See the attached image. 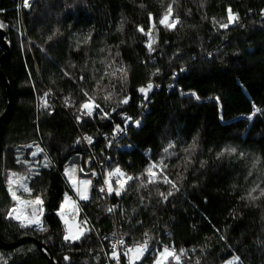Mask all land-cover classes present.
I'll use <instances>...</instances> for the list:
<instances>
[{
	"label": "trees",
	"instance_id": "obj_1",
	"mask_svg": "<svg viewBox=\"0 0 264 264\" xmlns=\"http://www.w3.org/2000/svg\"><path fill=\"white\" fill-rule=\"evenodd\" d=\"M15 6L16 0H0L11 47L0 68L13 93L0 134V239L33 238L44 251L33 242L0 246V264H50L49 252L57 264H105L112 223L97 185L80 203L92 225L80 242L63 239L57 212L64 193L72 196L65 167L80 165L78 178L94 168L81 134L91 137L99 156L100 133L123 126L125 116L139 118L141 129L116 143L107 165V173L119 167L133 177L120 196L112 193L125 239L195 251L179 264H224L233 256L240 264H264V197L247 198L255 184L264 188V0H35L24 14V47ZM229 8L238 19L221 28ZM166 13L176 21L171 28L159 23ZM149 83L160 88L140 116L139 89ZM84 92L99 108L77 123L80 104L89 101ZM6 109L0 78V118ZM194 136L197 147L186 153ZM29 144L51 158L36 174ZM226 148L237 151L218 156ZM255 157L261 163L249 176ZM149 164L161 167L152 181ZM11 173L26 175L31 196L43 200L46 230L7 219ZM152 253L137 264H151Z\"/></svg>",
	"mask_w": 264,
	"mask_h": 264
},
{
	"label": "snow or ice",
	"instance_id": "obj_2",
	"mask_svg": "<svg viewBox=\"0 0 264 264\" xmlns=\"http://www.w3.org/2000/svg\"><path fill=\"white\" fill-rule=\"evenodd\" d=\"M28 6V0H25V7ZM141 7H143L141 5ZM172 11V6L169 5L168 6V13H170ZM151 15V14H150ZM167 15V13L165 14ZM178 19V18H177ZM238 19V16H236L235 14H233L231 12V9L229 8L228 10V17H227V21L224 23H220V27L221 28H227L230 24L234 23V21ZM160 24L164 25L167 28H171L173 26V24L176 23L175 20H173L172 24H166L165 19H161L159 21ZM2 26V25H0ZM120 30V29H118ZM149 31H151V29H149ZM145 35H147V33H145ZM52 37H48V39H51ZM149 50H153L151 48V46L149 45ZM121 72H123L124 76L127 75L126 71H124L123 68L119 69ZM114 74V73H113ZM153 88V85L151 83H149L146 88L145 87H141L139 89V91L141 93H146L147 91L151 90ZM48 93H44V96H47ZM84 95L86 97H88V93L84 92ZM111 94H109L110 96ZM109 96L104 97L105 100H107L109 98ZM198 99V97H197ZM89 102H85L80 104V109H87V112L85 113L88 116H92L93 114V105L91 103V101L94 100V97H88ZM122 103H127L128 100L127 98H124L123 101H121ZM47 101L43 102V107H47ZM96 108H99V105H95ZM254 107V113L256 111H259V109H256L255 106ZM103 111V110H101ZM113 111H115V109H113ZM104 115H107V113H104ZM77 121L80 120V116H77ZM126 119H131V117H127ZM137 125L139 124V121L135 122ZM115 130L116 131H120V126L116 125L115 126ZM84 139L88 140L89 143H91V137H85ZM79 142V141H77ZM26 147H33L32 144L27 145ZM36 147V151L32 152L31 155L33 157L37 156L38 153H41L44 151V149H42L39 145H35ZM169 147H172L171 144H169ZM197 147V138L194 136L192 143L189 144L187 146V148L183 149V151H185L186 153H191L194 152L195 149ZM165 152H167V148L164 150ZM236 149L235 148H226L224 150V152L222 153H218V156L224 155V153H228L229 155L235 154L236 153ZM241 158L244 157V153H240L239 154ZM47 156H45V160H47ZM17 162L19 163V159L17 160ZM25 163H28L27 161H25ZM162 163V161H161ZM261 163V159L260 157H255L252 162H251V169L248 172V175L251 176L253 174V169H257L258 165ZM45 167H48V164L44 165ZM154 167V164H149L148 168L145 169V171L148 173V178L149 181H152V176L153 173L151 171V169ZM81 172H83V169H80ZM69 183L71 184L72 189L75 191V195L80 199V200H87L88 199V192H89V187L92 184V181L90 179H79L77 174H76V166H73L71 169H69L67 166L64 169V173H63ZM92 175H95V172L92 173ZM115 176V185L116 187H113V182L111 181V178ZM133 177L131 176H127L119 167H116L114 169H112L111 171H109L106 174L105 180H104V184L107 185V194H111V193H115L116 196H120L121 195V191L125 189V182L126 180H132ZM164 183H169L172 184L171 181H169L167 179V177H164L163 179ZM13 184L16 185L17 190H23V192H27L30 193L31 189L27 186V176L26 175H20L18 173H11L8 177V191L12 196V200L15 202V207L8 212V216L21 221L20 223V227H28L30 224H36V225H40L41 221H40V216L43 214V204L42 201L40 199L39 196H37L35 199H21L20 196L17 195L16 192L13 191ZM172 188L175 189V184H172ZM257 189H259V195L258 196H253L252 193L256 192ZM101 192H104L105 189L101 188L100 189ZM171 191L168 192V195H171ZM160 195H164L163 193H161ZM260 197H264V188H261L258 184H255L251 189H249L248 191V197L251 200H256ZM164 198L166 199L167 197L164 196ZM246 197H241V199H245ZM66 205L69 207V211H58L57 215H59L60 219L64 221L65 224V235L63 237V239L65 241H75V240H79L80 237L84 234L85 229H83L81 227V223L86 224L87 220L85 219L84 221H82L81 223H77L75 217L78 213V206L75 200H73V198L71 196H69V194L67 192L64 193V198L63 201L60 203L59 208L61 210H64ZM113 209L109 208L108 211L111 212ZM40 230H46L43 227H41ZM115 236V234H113ZM145 236H147V233H145ZM117 244L119 245H125V241L123 238H119L117 239L115 244H112V248L114 249V251L112 252V257L113 258H117V252L115 251ZM147 246H148V239H144L143 243L137 242V241H133L132 246L128 247L125 246V251L123 253V255L125 257H127L129 264H135V262L137 260H139L141 258V256L143 255V253L145 251H147ZM183 249H181V253H183ZM157 255H158V259L156 260L155 264H166L167 261H169V258H172L173 260L176 261V264H179L180 261V257L175 255L174 251H170L168 246H163V250L160 251L159 249L157 250ZM65 259L67 260L68 257H65ZM117 264H119V260L117 259ZM224 264H240V259L238 256H233L231 259L227 260L224 262Z\"/></svg>",
	"mask_w": 264,
	"mask_h": 264
},
{
	"label": "built area",
	"instance_id": "obj_3",
	"mask_svg": "<svg viewBox=\"0 0 264 264\" xmlns=\"http://www.w3.org/2000/svg\"><path fill=\"white\" fill-rule=\"evenodd\" d=\"M21 6V11H24V9H26L27 7H25V3H23L22 0L19 1V7ZM183 71L185 72L186 69H183ZM174 77L177 78L178 73L177 71H173ZM158 75V72H157ZM153 88L149 91H147L146 96L145 93H141L140 92V96L142 98L141 102L139 103V114L140 116H143L145 114L146 111H148V107H147V102L149 101L150 95L154 92V91H158L160 88V85L158 83H153ZM146 88V87H145ZM50 93V92H49ZM71 106L70 102H68L65 106V109L68 110V107ZM87 112V109H80L79 108V115L80 116V120L77 121V118H75V121L77 123L81 122V118L82 117H88L90 119H93L94 116L96 115V110H93V114L92 116H88L85 113ZM76 116V117H77ZM129 116H125L124 117V123L123 126L120 127V131H116L115 128L109 132V133H100V136L102 138V140L104 141V149H102L100 151L99 156H97L95 149L93 148L94 146V141L91 139V143L88 142V140L84 139L85 137H89L86 134H81V138L83 139L86 148L88 150V152L91 154V160L93 163V171L89 174H86L84 176H80L79 179H90L92 181V185H97L98 187V193L100 194L102 200L104 201L106 210L108 215L111 217V231L110 234L108 236V250H107V255H106V262L105 264H117V259L119 260V264H129V261L127 259V257H125L123 255L124 251H125V246L131 247L132 243H129L125 237L123 236L122 233V228L121 225L119 224V222L117 221L115 215H116V211H117V206L112 202V193L111 194H107V185L104 184V180L107 174V165L110 162V152L113 149V147L116 145V143L122 138L124 137L127 132L130 129L135 130L136 132H138L141 129V122L139 118H132L131 119H126ZM139 121V124L137 125L135 122ZM79 171H80V165H78ZM121 169V168H120ZM122 170V169H121ZM127 176L128 173L125 172L124 170H122ZM95 172V175H92V173ZM115 179L116 177L113 176L111 178V181L113 182V184H115ZM154 174L152 176V180H154ZM128 180H126L127 182ZM91 186L89 187V192H88V196L90 195L91 192ZM104 188L105 191L101 192L100 189ZM68 189L71 192V195L74 197L73 200L76 201L77 206H78V213L76 215V221L77 223L80 222L81 217H83L84 213L83 210H81V201L76 195H75V191L72 189L71 185H68ZM109 208H112L113 210L111 212L108 211ZM68 211V210H67ZM59 217V215H58ZM60 218V217H59ZM61 220V219H60ZM62 221V220H61ZM41 226H42V221H41ZM115 234V236L113 235ZM119 238H123L125 241V245H119L117 244V247L115 249V251L117 252V258H113L112 257V252L114 251V249L112 248V244H115L117 239ZM143 243V242H141ZM159 248V245H155L154 244H149L147 246V250H157ZM170 251H174L175 255L180 257V261L179 263H182L186 260V258L191 255L194 254V250H186L183 249V253H181L180 251L175 250L172 247H169Z\"/></svg>",
	"mask_w": 264,
	"mask_h": 264
},
{
	"label": "rangeland",
	"instance_id": "obj_4",
	"mask_svg": "<svg viewBox=\"0 0 264 264\" xmlns=\"http://www.w3.org/2000/svg\"><path fill=\"white\" fill-rule=\"evenodd\" d=\"M19 1H20V0H16V6H15V9L17 10V13H18V23H17V29H16V30H17V33H18L19 40L21 41V46L24 47L25 44H26L25 42H26V41L28 42V35H27V31H26L25 24H24V14H25L26 11H29V10L31 9V6L34 4L35 0H28V6H27L26 9H24V11H21V9H20L21 6L19 7ZM22 1H23V3H25V0H22ZM162 19H165L166 24H172V22H173V21L170 20V14L164 16ZM233 24H234V23H232V24H230V25H233ZM163 26H164V25H163ZM173 26H174V24H173ZM27 44H28V43H27ZM139 92H140V91H139ZM42 101L44 102L45 100H42ZM43 102H41L42 105H43ZM87 102H89V101H87ZM91 103H92V105H93V109H94V110H96V109L98 110V108L95 107V105H97V104H96L94 101H91ZM29 145H30V144H29ZM35 145H36V144H35ZM35 145H33V147H31V148L27 147L29 150H31V153L34 152V151H36V147H35ZM41 148H43V147H41ZM40 155H43V157H41V160H40V162H39L38 160H36V158H37V156H40ZM37 156L33 157V156L31 155V158H32V160L34 161V164H32V165L29 163L31 174H36V173L38 172L39 168H41V166H44L45 164H50V159H51V158L49 157L48 152H46V153L44 154V151H43V152H41V153H38ZM45 156H47V158H48L47 160H45ZM69 165H70V169H71L73 166H76V174H77V176H79V174H80L79 172H80V171H79V168H78L77 164L70 163ZM160 169H161L160 166H155V165H154V167L151 169L152 173L154 174V178H155V179L158 178V176H159V170H160ZM27 186L29 187V181H28V179H27ZM12 188H13V191L16 192L17 195L20 196L21 199H35V198H36V197H32V196H31V192H30V193H27V192H23V190H19V191H18V190H17V187H16L15 184H13ZM7 194H8V196H9V198L12 200V196H11V194H10L9 191H8V187H7ZM71 197L74 199L73 196H71ZM40 199H41V198H40ZM12 201H13V200H12ZM41 201H42V204H43V214L40 216V221H42V226H41V224H40V225L30 224L28 227H24V228H32V227H34L35 229L40 230L41 227H43V217H44V212H45V211H44V202H43L42 199H41ZM13 203H14V204H13V206L9 209V211H11V210L15 207V202L13 201ZM67 210H68V211L70 210L69 207H68L67 205H66V207H65L64 210H61V209H60V211H67ZM81 210H82V209H81ZM9 211H8V212H9ZM6 217H7V219H9V220L15 222L16 224H19V225H20V223H21V221L9 217V216H8V213H7ZM75 218H76V217H75ZM84 220H85V218L81 217L79 223H81V222L84 221ZM86 220H87V223H86V224L81 223V227H82L83 229H85V232H84V234L80 237V239H79V240H75V241L69 240V241H66V242H68V243H77V242H80L86 234H89V233L91 232V231H90V230L92 229L91 222H90L88 219H86ZM62 223H63V227H64V235H65V224H64V221H63V220H62ZM162 250H163V249H162ZM162 250H160V251H162ZM147 252H148V250L145 251V252L143 253V255L141 256V258H140L139 260H137V261L135 262V264L140 263V262L144 259V257L146 256ZM154 253L157 255L156 250L153 251L152 255H153ZM155 254H154V255H155ZM157 259H158V255L155 257V259L153 260V262H152L151 264H155V262H156ZM166 264H176V261L173 260L172 258H169V261H167Z\"/></svg>",
	"mask_w": 264,
	"mask_h": 264
},
{
	"label": "water",
	"instance_id": "obj_5",
	"mask_svg": "<svg viewBox=\"0 0 264 264\" xmlns=\"http://www.w3.org/2000/svg\"><path fill=\"white\" fill-rule=\"evenodd\" d=\"M0 25H2L0 23ZM0 49H3L5 51V53L1 56L0 58V62L1 60L7 56L10 53L11 47L10 44L7 40V32L6 30L3 28V26H0ZM0 78L1 81L3 82L5 88H6V92H7V109L4 113V115L0 118V134L2 131V120L9 115V113L11 112V108H12V104H13V93L11 90V86L9 83V80L7 79L6 75L2 72L1 68H0ZM90 162V161H89ZM91 165V162H90ZM25 242H33L36 245H38V247L40 248V250L44 251V244L40 243L39 241L33 239V238H21L18 241L14 242V243H5L0 239V246H2L3 248H14L17 247ZM48 258H49V262L50 264H57V262L55 261V259L53 258L52 254L49 252L48 253Z\"/></svg>",
	"mask_w": 264,
	"mask_h": 264
}]
</instances>
